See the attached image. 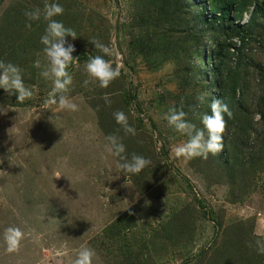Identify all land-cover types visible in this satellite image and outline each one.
Listing matches in <instances>:
<instances>
[{
	"label": "rangeland",
	"instance_id": "374dc122",
	"mask_svg": "<svg viewBox=\"0 0 264 264\" xmlns=\"http://www.w3.org/2000/svg\"><path fill=\"white\" fill-rule=\"evenodd\" d=\"M18 1L0 0V22ZM26 1L40 9L54 2ZM55 2L74 17L71 26L59 21L77 34L67 39L75 47L68 95L78 111L45 103L52 81L41 75L48 61L40 41L27 39L28 34L11 41L15 64L33 96L20 104L0 89V108L7 112L0 114V264H72L82 246L95 250L94 264H117L127 254L142 264H263L255 241L264 240V139H254L264 132L255 106L264 94V18L256 17L241 46L229 23L222 26L219 38L227 51L222 60L213 55V40H202L194 18L201 11L208 18L219 16L221 4L231 2L241 8V17L232 11L229 21L243 24L249 9L264 6V0H188L189 10L171 19L170 32L157 33L165 16L148 37L137 35L138 30L129 33L128 24L137 9L154 19L156 1ZM93 38L122 57L121 74L107 88L85 71L89 58L100 54ZM105 59L115 67L114 56ZM201 95L203 103L197 99ZM213 100L227 103L232 113L222 134L223 149L207 159H176L173 150L187 137L174 133L164 115L175 106L200 128ZM118 110L128 115L136 135L114 129L139 144L126 153L138 155L141 147L151 164L139 175L113 179L117 160L104 150L108 135L99 121L100 114L112 121ZM225 144L237 145L243 157L255 154L256 171L249 174L247 167L232 192L224 169ZM240 193L242 199L234 201ZM10 226L25 234L17 253L5 250L3 232Z\"/></svg>",
	"mask_w": 264,
	"mask_h": 264
},
{
	"label": "clouds",
	"instance_id": "9594fccd",
	"mask_svg": "<svg viewBox=\"0 0 264 264\" xmlns=\"http://www.w3.org/2000/svg\"><path fill=\"white\" fill-rule=\"evenodd\" d=\"M251 10L250 8V13ZM63 13V6L54 0L53 3H46L43 9H25L24 16L26 27H31L32 22L41 19L46 22L44 34L40 37V43L44 46L43 52L47 58L48 67L41 72V75L46 79H51L52 88L45 103L55 105L60 111L76 112L78 111V105L68 95L73 82L68 68L75 59L72 55L75 47L67 38L71 37L72 40H75L77 34L72 28L66 27L62 21L54 19V17L63 15ZM250 13L249 15L246 13L240 22L246 23L250 19ZM90 42L100 54L89 58L85 65V71L92 80L98 82L99 87L107 88L121 74L122 57L118 52H114L112 48L95 38L91 39ZM106 56L115 57V67L113 66L114 61L105 59ZM84 83L87 85L89 81L85 80ZM0 89H3L8 96H15L16 102L20 104L33 96L32 90L24 84L23 70L11 62L0 61ZM104 99L107 103L108 98L105 96ZM197 99L203 103L206 98L201 95ZM210 112L211 114L204 113L201 116L200 123L203 127L198 128L186 119L187 114L182 109L175 106L168 109V112L164 115L168 127L174 133L187 137L185 142L175 146L173 151L176 159L182 158L185 161L197 157L207 159L209 154L216 155L223 149L222 134L225 130V116L231 118V110L227 103L213 100L210 105ZM5 113L7 112L0 108V114ZM112 115L115 123L120 126L125 136L136 135V129L129 123L128 115L124 111L118 110L113 112ZM104 150L117 160L116 176L113 179L119 178L121 174L127 178L139 175L151 164V160L142 155L132 154L129 156L126 153L123 137L118 135H108L106 137ZM60 176V174H57L55 177L59 178ZM24 235L19 227H7L3 232L5 250L8 253L19 252ZM248 246L253 247L252 243H249ZM255 251L258 255H264V240L257 239L255 241ZM95 257L96 252L94 249L82 246L75 253L72 264H94Z\"/></svg>",
	"mask_w": 264,
	"mask_h": 264
},
{
	"label": "trees",
	"instance_id": "16d2710c",
	"mask_svg": "<svg viewBox=\"0 0 264 264\" xmlns=\"http://www.w3.org/2000/svg\"><path fill=\"white\" fill-rule=\"evenodd\" d=\"M136 1V0H134ZM156 1V4L158 5V12L157 15L154 17V19L151 20V17L148 13V11H143L140 9L133 10L132 19L133 22H130L128 24V28L130 29L129 33L131 31L134 32V30H138L136 32L137 35H145L149 36V33L151 31H155L157 26L159 25L160 19L167 16L165 19V22H163L161 29L157 32L159 34L161 33H168L170 30L174 27V22H171V19L178 18L183 13L181 11H187L190 8V5L188 3V0H144V3L150 4L151 2ZM63 6V5H62ZM34 8H40L39 5H34L31 2H28L26 0H21L16 2L15 4H12L10 8L5 11L2 15V20L0 22V61H3L5 63L11 62L15 64V58L16 56V47L13 45L14 42L17 41L19 37H26L28 34L29 40H32L34 42L40 41L41 35L44 34V30L46 27V22L41 19L40 21H35L31 23V27H26V19L24 16L25 9H34ZM64 13L61 16L54 17L56 20L64 19L68 26L70 25V20L73 21L74 17L72 16L69 8L64 7ZM221 14L217 16L216 14H213L211 17H206L201 12H197L195 16V20L199 21L200 23V31L198 32L201 36L202 40L204 41L207 37H210L212 42V47L214 49L213 55L214 57L218 58L219 60H222L224 57V54L227 53L226 47L224 48V44H222L220 41L221 38H219L222 34L221 27L225 24L229 23V28H231L233 31H236L235 33L239 36V46H241L244 41L246 40L247 34V28H252V26L256 23V17L258 15H262L264 18V6H258L255 5L253 12L250 13V19L246 23L239 24L232 23L229 20V13L233 11V14L235 12V15H237L238 18L241 17V8L236 7L234 3L231 2H224L221 4ZM183 11V12H184ZM210 33V36H206V33ZM155 33H153L154 35ZM11 41H14L13 43ZM234 50V49H233ZM203 58H205V54L202 55ZM205 59L202 60L204 63ZM16 65L19 66L18 63ZM33 77V73L30 75L29 78ZM28 78V80H29ZM27 78H24V81ZM30 81V80H29ZM256 106V113L259 115L260 122L264 121V94L259 97ZM262 108V109H261ZM123 110V109H122ZM121 110V111H122ZM100 126L103 129V131L109 135V134H116L117 131L114 129V125L118 127V133H120V126L115 123V120L113 117H111L112 121L109 119L108 121L102 119V114H100ZM228 117L225 116V125H228ZM243 123H239L238 127H242ZM117 133V135H118ZM121 135V134H119ZM118 135V136H119ZM121 137H123L121 135ZM264 139V132L256 134L255 140ZM130 138L123 137V141H126L124 144L126 145L127 149H130L132 151H135V149L139 146L137 142L129 141ZM233 143V142H230ZM142 146V143L140 144ZM263 146V145H262ZM225 161H224V169L226 171V175L228 176V180L231 183L230 190L231 192L235 189L236 183L238 182V178H242L244 174L247 175V167H248V173L250 174L253 171H256L255 168H253V165L255 163L254 156H251L250 153L247 154V156L243 155L241 156L238 154L240 150H238V146L236 145L233 147V144L226 146L225 144ZM264 147V146H263ZM261 154L264 153L263 149H260ZM142 148H138V155H142ZM256 153V152H255ZM143 156V155H142ZM148 158L147 156H145ZM149 159V158H148ZM160 165V164H159ZM149 185V184H144ZM148 188V187H146ZM243 189V188H242ZM247 191V190H244ZM240 197L234 198V201H240ZM121 222V219L118 221ZM114 224H112L109 228H111ZM117 264H142L141 262L132 261L130 259V255L127 254L121 261H119ZM264 264V260H263Z\"/></svg>",
	"mask_w": 264,
	"mask_h": 264
}]
</instances>
